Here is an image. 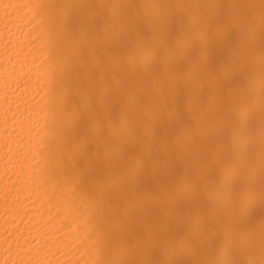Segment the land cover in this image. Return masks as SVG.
<instances>
[{
	"label": "bare ground",
	"instance_id": "obj_1",
	"mask_svg": "<svg viewBox=\"0 0 264 264\" xmlns=\"http://www.w3.org/2000/svg\"><path fill=\"white\" fill-rule=\"evenodd\" d=\"M0 264H264V0H0Z\"/></svg>",
	"mask_w": 264,
	"mask_h": 264
}]
</instances>
